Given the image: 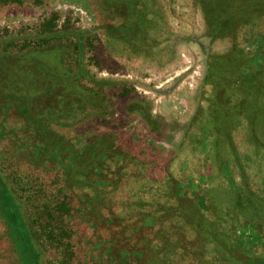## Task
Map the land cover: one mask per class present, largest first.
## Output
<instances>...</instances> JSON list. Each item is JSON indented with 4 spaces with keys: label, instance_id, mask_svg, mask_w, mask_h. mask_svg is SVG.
I'll return each instance as SVG.
<instances>
[{
    "label": "rangeland",
    "instance_id": "1",
    "mask_svg": "<svg viewBox=\"0 0 264 264\" xmlns=\"http://www.w3.org/2000/svg\"><path fill=\"white\" fill-rule=\"evenodd\" d=\"M231 6L223 32L209 25ZM54 62L80 88L103 87L109 104L59 91L43 101ZM181 64L196 66L190 81ZM263 91L264 0H0V198L11 192L36 251L29 258L0 213V264H61L58 246L72 247L70 264H264ZM135 98L151 103V122L125 111ZM197 99L207 103L194 114ZM43 126L83 158L53 165ZM104 135L116 146L87 171ZM21 140L45 146L40 166ZM237 192L254 205L240 208ZM56 203L69 214L53 213ZM175 239L181 248L166 247Z\"/></svg>",
    "mask_w": 264,
    "mask_h": 264
},
{
    "label": "trees",
    "instance_id": "2",
    "mask_svg": "<svg viewBox=\"0 0 264 264\" xmlns=\"http://www.w3.org/2000/svg\"><path fill=\"white\" fill-rule=\"evenodd\" d=\"M217 1H224V0H215ZM226 1V0H225ZM204 3V2H203ZM202 2L201 7H203V12L205 14V16L208 15L209 17V12L208 10H206V6L204 3ZM225 5V4H224ZM126 6L128 7L129 5L126 4ZM220 7V6H219ZM222 7V6H221ZM224 7V6H223ZM222 7V8H223ZM236 7V6H235ZM222 8L220 9V16L217 20H215L214 22L212 21V25L210 26H217L219 28L220 32H223V23L225 22V24H229L228 23V16H233L236 17L238 11L234 10V6H231L230 9L228 11H224L222 10ZM138 19H136V22L139 23H144L147 22L145 16H143V14H139V16H137ZM211 19H209L210 21ZM233 19H230V21H232ZM135 21V20H134ZM224 21V22H223ZM144 27H147V25L143 26V27H138L136 29H131L130 31H128V34H126V36L130 35L131 33H134L136 38L143 32ZM146 29V28H145ZM132 36V35H131ZM133 37V36H132ZM135 47V46H133ZM139 49H134V53H138L140 51V48L142 47H137ZM42 64V63H41ZM52 64L50 66H45V72L43 73V78L40 79V82H44L46 83L47 88L45 90H43L44 95L41 96L42 100L45 102H51L50 99H52L53 94L56 93V91L59 92H64L65 95H67L68 98L70 99H78L83 101V103H85L88 106H95V104L93 103L95 100L99 101V98L101 100H103L105 102L106 105L109 104L108 99L104 98L102 96L103 94V87L97 89L96 91H90L89 89H84V88H80L76 83L73 82L74 80V76L73 75H60L58 73L59 68L57 67V64L54 62V68H51ZM61 77H65L64 79ZM264 92V91H263ZM101 95V96H100ZM49 100V101H48ZM42 105V104H41ZM145 105V107H143ZM130 107H132L133 109H135V113H137V115L143 117V119L145 121L151 122V118H153L150 113H149V105L147 103H135L134 105H131ZM41 109V108H40ZM39 109V110H40ZM144 110V111H143ZM37 112V109H35L32 116ZM40 111H39V115H40ZM30 115V113H28ZM33 119H36V117H33ZM33 119H31V121H33ZM154 119V118H153ZM40 122V121H39ZM41 125V122L40 124ZM47 126H43L41 128H43V130H45V138L47 137V139H49V133H51L48 128H46ZM2 131H0L1 134ZM51 138L49 139V144H47V148L49 149V152L52 153V158H53V165H62L63 164V158H64V154L65 153H69L71 155H73V163L74 161L77 160H81L83 157L79 154V151L77 150V147H75L73 144H69L66 141H64L59 135H52L50 136ZM103 141H101V148L99 147V144H96V146H92V152H88L89 157L85 160L84 162V166L87 171L90 169H93L94 167H99V162H101V156L105 155L106 153H109L110 151L113 150L114 145L112 142V138L109 139L106 137V135H104L103 137ZM39 142V141H38ZM21 145H20V150L24 151V156L26 158V160L34 165L40 166L41 163V151L45 152L46 148L45 146H37L34 144L31 145H27L26 143L24 144V142L21 140L20 141ZM44 145H46V143H44ZM91 155V157H90ZM45 156V155H44ZM48 157V156H47ZM46 156L45 158L48 159ZM50 157V155H49ZM70 164L68 167L70 168L71 172L74 173L76 171V168L74 166V164ZM9 190V189H8ZM11 192L9 191H5V195L3 198H0V213L3 219H5L9 231L11 230L13 233H17L21 236L22 240L27 244L26 248L28 249V254H29V258H31L32 256H36V251H34L33 245L34 242H32L33 238H32V232H31V228L29 226V222L23 217V212L21 209H19V207L12 202V198L15 200V198L13 197V195L10 194ZM236 201L237 202H244L245 204H240L239 207L243 208L245 210V208H250V206L254 205L252 196H243L241 192H237L236 194ZM8 200H11L10 202H12V204L14 205V208H11L9 210V208H6V203L8 202ZM37 210V215H44L45 211L47 212L48 209H46L44 206H40L39 208H35ZM52 210L53 213L60 215V217H64L67 216L69 213V209L66 208L65 210H63L62 205L58 206V203H56L55 205H52V207L50 208ZM197 230L196 232H201L202 228H201V224L200 222L197 220ZM204 231H208L207 235L211 238L215 237V232L213 230H207L206 228H203ZM157 233H160V231H158ZM161 237H163L162 239L164 241H166L165 236H163L164 234L161 233ZM169 239H173L172 236L169 237ZM166 247L170 246L172 248L173 244L175 245V248H181L182 247V243L181 241L178 242V240L175 239V242H166ZM58 250L59 253L63 256V258L65 257V259H63V261L61 262V264H70V262H72V247L71 246H58ZM152 250V253L154 251H160L162 250V248H159L157 245H152V248L150 249ZM38 256V255H37ZM140 259V258H139ZM152 264V263H150Z\"/></svg>",
    "mask_w": 264,
    "mask_h": 264
},
{
    "label": "crops",
    "instance_id": "3",
    "mask_svg": "<svg viewBox=\"0 0 264 264\" xmlns=\"http://www.w3.org/2000/svg\"><path fill=\"white\" fill-rule=\"evenodd\" d=\"M198 66H200V65H198ZM182 69H178L177 71H182V72H180V73H182V74H185L186 72H187V74H185V76H186V79L187 80H189L190 81V79H191V76L192 75H190L189 74V72H192V70H190L191 68L190 67H192V69H194V67H196L194 64L191 66V65H183V64H181V66H180ZM184 67H186V68H188V69H185V70H183V68ZM177 73V72H176ZM178 74L177 76H176V74H174V76H173V78L174 79H177V78H175V77H178L179 75H181V74ZM201 79V77H198L196 80H194V82H193V84L192 85H195V88H196V86H198V84L200 83L199 82V80ZM142 97H144V96H142ZM184 99H181V98H178L177 100H175V103H177L176 105H174V107L177 109V111H178V113L180 114L181 112H183V111H185V110H183L182 109V107L180 106L179 107V105H181L180 103H183L184 101H183ZM197 101V102H196ZM195 101V109H194V114H197L202 108H204L205 107V103H207L206 102V100L205 99H202V100H199V99H197ZM129 102V101H128ZM127 102V104H126V107H125V111L128 113V114H131V115H134L135 117H137V118H141V119H143V117H141V116H139V115H137V113H135V109H133L132 107H130L131 105H134L135 103H138V104H141V103H147V101H145V100H143V98H141V99H139V98H135V99H133L132 101H130L129 103ZM149 103V102H148ZM150 104V106H149V113H150V115H152L153 116V112H155V110L154 109H152V107H151V103H149ZM143 107H145V105L143 106ZM144 111V110H143ZM156 113V112H155ZM154 117V116H153ZM155 118V117H154ZM187 125L188 126H190L189 124L190 123H193V122H191V118H189V120L187 119ZM184 126V125H183ZM194 127H197V126H194ZM193 127V128H194ZM152 129V128H151ZM169 129H171L170 127H169ZM179 129V131H180V133H181V139H180V141L179 142H177V146H176V148L178 149V148H182L181 147V145H182V142L185 140V138H186V132H185V129H183V127H181V128H178ZM197 129L199 130V126L197 127ZM154 130H156V129H154ZM194 147H192L190 150H195V149H193ZM188 152H185V154H187Z\"/></svg>",
    "mask_w": 264,
    "mask_h": 264
}]
</instances>
